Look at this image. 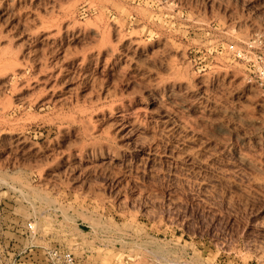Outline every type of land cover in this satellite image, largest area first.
Here are the masks:
<instances>
[{"label":"rangeland","instance_id":"rangeland-1","mask_svg":"<svg viewBox=\"0 0 264 264\" xmlns=\"http://www.w3.org/2000/svg\"><path fill=\"white\" fill-rule=\"evenodd\" d=\"M262 71L264 0H0V256L264 264Z\"/></svg>","mask_w":264,"mask_h":264},{"label":"built area","instance_id":"built-area-1","mask_svg":"<svg viewBox=\"0 0 264 264\" xmlns=\"http://www.w3.org/2000/svg\"><path fill=\"white\" fill-rule=\"evenodd\" d=\"M231 50H234V46H230ZM262 83H264V71H262V77L260 78ZM25 228L30 232L33 231V224L27 223ZM10 244L6 246L0 256V264H18L21 260V256L26 253L25 249L15 253L13 248L9 249ZM44 261L46 264H88L86 262H81L77 257L70 251L61 249L60 247H46L44 251Z\"/></svg>","mask_w":264,"mask_h":264}]
</instances>
